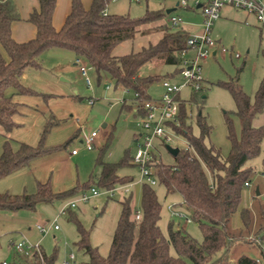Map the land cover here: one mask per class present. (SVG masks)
<instances>
[{"label": "rangeland", "instance_id": "1", "mask_svg": "<svg viewBox=\"0 0 264 264\" xmlns=\"http://www.w3.org/2000/svg\"><path fill=\"white\" fill-rule=\"evenodd\" d=\"M181 0H111L108 10L113 14L144 16L149 10H162L164 16L155 23H166L172 29L171 15L181 16V27H190L199 32L204 28L203 16L199 10H186L177 7ZM193 6L195 0H188ZM264 3V0H262ZM174 9L168 13V9ZM233 8V7H231ZM224 7L221 17L214 22L212 38L220 39L221 46L227 51H221L218 56L210 55L201 60L202 85L204 88L195 94L192 84H185L186 79L181 73L184 63L167 64L160 59H153L140 67L143 76L159 75L172 84H185L176 96L187 103V123L192 126L193 133L199 135L197 125L196 103L193 97L201 102V110L212 125L207 143H212L226 157L231 149L226 124V112L237 110V103L230 90L223 82L235 81L255 100L256 91L264 77V26L247 18V13L241 9ZM153 22V23H154ZM152 24V23H151ZM155 30L145 29L138 33L135 39L124 42L115 48L119 54L137 51L153 43L158 37ZM222 50V49H221ZM52 51L46 52L47 57L53 56ZM239 56H236V54ZM197 51L190 48L186 58H196ZM87 64L82 60L79 65ZM43 69L32 68V76L26 86L37 93L21 94L15 97L20 103L21 112L15 116L18 123L11 131L0 126V155L4 142L10 140L14 149L20 143L37 146L50 122L45 135V144L55 149L42 157L34 159L29 166L8 176L0 178V192L12 194L34 193L40 183L49 182L55 192L78 191L58 198L50 203H41L36 209L0 210V264H15L18 260L14 244L25 240L28 245L39 247L49 255H56L54 264H82L90 260L85 245L81 244L82 230L88 234L89 244L96 248L100 255L108 256L111 244L122 211L121 202L129 198L135 211L142 213V189L146 181L142 179L141 167L134 162L137 151L135 134L139 136L147 132L142 126L141 115L135 114L123 106L133 104V93L117 85L108 72H102V78L97 79L93 69L88 73L91 85L87 84L86 76L78 65H70L60 78V71L51 65L50 60L42 63ZM68 68V67H67ZM63 77L67 81H62ZM165 80V79H164ZM163 80L153 82L149 87L152 99H160L165 92ZM107 85H110L107 88ZM92 100V101H91ZM234 126L238 136L241 134L242 123L237 115H233ZM165 132L171 136L154 139L155 153L164 163H175L167 145L185 149L188 147L183 135L174 129V121L163 122ZM105 125V126H104ZM255 126L264 125V111L254 119ZM96 131V144L88 149L83 142L84 137ZM109 135H112L108 142ZM73 149L77 154H72ZM104 150L103 158L108 162H120L125 156L130 161L118 168V175L130 177L127 183H115L108 188L100 182L102 167L97 159ZM264 140L261 153L249 159L246 166L251 167L250 185L243 191L239 210L232 216L228 230L235 240L229 250V262H236L242 255L257 259L264 264ZM154 169V167H153ZM89 185H91L89 187ZM96 188L101 194L91 196L88 200L81 199L84 192L92 193ZM87 187L86 191L80 189ZM92 187V188H91ZM161 203V219L159 222L162 233L169 237L172 227H178L191 237L202 241L203 231L199 224L190 219V211L183 203L181 194L168 193L166 186L157 181L152 185ZM260 195H255L256 188ZM112 190V191H110ZM76 202L75 207L69 206ZM250 211V223L245 225L241 210ZM133 219V215L131 216ZM47 228L41 232L38 226ZM55 225L58 226L55 229ZM171 253L177 255L174 247ZM224 249L212 257V261L220 257ZM73 255V257H72ZM228 261V260H227ZM222 264H229V262Z\"/></svg>", "mask_w": 264, "mask_h": 264}, {"label": "trees", "instance_id": "2", "mask_svg": "<svg viewBox=\"0 0 264 264\" xmlns=\"http://www.w3.org/2000/svg\"><path fill=\"white\" fill-rule=\"evenodd\" d=\"M56 1L39 0V7L30 15V21L37 27V35L26 42H18L12 35L13 22L21 18L18 6L15 0H0V126L6 131L18 126L15 116L21 112V105L15 97L37 93L23 83V74L29 68L41 67L42 55L49 49L58 47L74 52L96 71L99 81L102 72H108L117 85L133 93L135 105L123 106L133 112L136 106L140 108L145 101L152 99L148 92L150 85L166 79H161L159 75L143 76L140 67L153 59L171 65L182 63V50L187 46L190 33L182 27L172 29L167 24L161 25L164 34L158 42L125 55L113 54L116 45L135 38L143 25L161 19L164 16L162 10H149L144 16L132 17L108 13L106 10L111 0H93L89 8L83 5L82 0H73L72 11L58 30L53 24ZM222 84L230 90L237 103L236 111L226 112L228 138L231 142L229 154L223 157L219 148L207 143L212 125L201 110V102L193 97L191 102L196 103L199 109V135H195L192 126L187 123V103L180 101L179 124L173 126L186 139L188 147L179 150L173 164L164 163L157 154L152 162L157 180L166 186L168 193L181 194L183 203L190 211V219L197 222L203 231V240H196L178 227L171 228L169 237L162 233L159 225L161 203L152 184L146 182L142 189L140 220L131 218V199L126 198L121 202L122 211L108 256L100 255L89 244L86 230L81 229V244L85 245L90 255V260L82 264H222L230 261L229 250L235 239L230 236L228 225L239 210L246 182H249L252 168L247 167L246 163L261 153L264 140V125H254V119L264 111V77L254 101L238 82ZM203 88L202 85L200 90ZM197 92L194 91L195 94ZM144 113L140 109L135 114ZM233 115L241 120L240 136L236 133ZM51 123L37 146L20 143L14 149L10 140L4 142L0 155V178L29 166L34 159L55 149L45 144V135ZM111 137L109 135L108 142ZM104 150L97 159L102 167L99 177L101 184L113 188L115 183L131 181L130 177H121L117 173L118 168L127 164L131 158L125 156L120 162H108L103 158ZM78 190L76 187L55 192L50 183L46 182L40 183L34 193L0 192V210L36 209L41 203L53 202ZM241 217L243 223L249 225L251 217L247 208L241 210ZM172 247L177 255L171 253ZM222 249L224 253L212 261L214 254ZM55 257L43 249L32 255L17 252L18 260L15 264H54ZM229 264L261 263L242 255L236 262Z\"/></svg>", "mask_w": 264, "mask_h": 264}, {"label": "built area", "instance_id": "3", "mask_svg": "<svg viewBox=\"0 0 264 264\" xmlns=\"http://www.w3.org/2000/svg\"><path fill=\"white\" fill-rule=\"evenodd\" d=\"M201 10L204 28L199 32H192L187 38V46L182 50V63L185 67L181 70L182 75L186 79L185 84H192L195 90H199L202 86L203 76H202V64L201 60L212 55L213 50L218 45V41L212 38L213 24L221 17V12L224 7H233L235 9H241L247 13L253 14L258 22L264 26V3L262 0H195L193 7H198ZM188 0H181L177 7H190ZM171 24L177 28H181V23L183 18L177 15H171ZM190 48L197 51V56L194 59H187L186 54ZM222 51H227V49L222 46ZM236 56H239L237 53ZM92 67L88 64L80 65V70L84 76H86L87 84L91 85V80L88 77L89 71ZM165 88V92L162 94L160 99H151L143 103L142 107L136 106L134 112L138 113L140 109H143L145 113L141 115L142 126L147 132H142L139 136H136L137 151L134 156V162L141 167L142 179L147 183L152 185L157 183V178L152 166V162L155 159V145L154 139L157 137L164 136L168 140L171 139L165 132L163 127V122L174 121L179 124V109L180 102L176 97L181 88L185 84H172L167 79L162 81ZM110 85H107L109 88ZM92 101V100H91ZM98 133L96 131L92 132L90 135L84 137L83 142L88 149H92L96 144V136ZM77 150H73V154H76ZM250 182H246V186H249ZM112 191V190H110ZM101 194L96 188H92V193L89 194L84 192L81 195V199L88 200L91 196ZM76 202H71L69 206H65L62 212L67 210V207H75ZM133 219L140 220L142 218V213L135 211ZM58 226L55 225V229ZM38 229L41 232H47V228L39 225ZM14 248L18 253L25 255H32L34 252H40L39 247H33L28 245L25 240L19 241L14 244ZM73 257V255H72Z\"/></svg>", "mask_w": 264, "mask_h": 264}, {"label": "crops", "instance_id": "4", "mask_svg": "<svg viewBox=\"0 0 264 264\" xmlns=\"http://www.w3.org/2000/svg\"><path fill=\"white\" fill-rule=\"evenodd\" d=\"M15 2L17 4V6H18L21 18L19 20L13 22V24H12V35H13V37H14V39L16 41H18V42H26V41H28L30 39L35 38L36 35H37V27H36V25L34 23H32L30 21V15L36 8L39 7V0H15ZM82 2H83V5L86 8H89L92 5L93 0H82ZM72 4H73V0H57L56 1V9H55V12H54V15H53V24L56 27V29H58V30L61 29L63 27V25L65 24L68 15L72 11ZM182 8H184L186 10H188V9L189 10H193V11L199 10L200 13H201V10L199 9V7L190 6V7H187V8H185V7H182ZM229 8H231V7H229ZM231 9H233V8H231ZM173 10L174 9L171 8V9H168L167 12L170 13ZM106 11L108 13H112V12H110L108 10V7H107ZM250 17H251V20H253L254 22L255 21L258 22V20L256 19V17L253 14L247 13V18H250ZM163 24H166V23L165 22L164 23H158V22L157 23H155V22L153 23L152 22V24L149 23V24L143 25L141 27V31H145V29L155 30L154 33H157L158 37L155 39V41L153 43H156V42L159 41V39L164 34V31L160 28L161 25H163ZM182 28L186 29L189 33H192L194 30H196V29H191L190 27H185V26L182 27ZM140 32H138V33H140ZM135 38H133V39H135ZM133 39H130V40H133ZM130 40H127V41H130ZM127 41H124V42H127ZM217 41H218V45L216 46V48L212 52L213 56H218L219 53L222 51L221 50V47H222L221 46V40L217 39ZM124 42H122V43H120V44H118V45H116L114 47V49H113V54L114 55H125V54L129 53L128 52V53L119 54V53L115 52V48L118 47L119 45L123 44ZM144 47H146V46H144ZM141 49H139V50H141ZM48 51H52L50 53H54V54H53V56L47 57V59H46V55L45 54ZM48 51H46L42 55V63L43 62L45 63L46 60L47 61L50 60L51 65L54 66L55 68H57L60 71V73L57 75L58 78H60V76L63 75V74L66 75V73H64V71L66 69L72 70V67L70 65H73V64L74 65H78L79 69H80V65L79 64L81 63L82 60H84V59L78 58L75 55L74 52L69 51L67 49L55 47V48L49 49ZM84 64H86V63H84ZM39 68H41V70H42L43 66H41ZM31 69L32 68L27 69L25 71V73L23 74L22 80H23L24 84H28L27 80H29L30 76H32ZM92 70L93 69H91L90 71H92ZM62 81H67V79H65L63 77ZM134 136H135V141H136V138H137L136 134ZM73 150H75V149H73ZM72 154H73V151H72Z\"/></svg>", "mask_w": 264, "mask_h": 264}, {"label": "water", "instance_id": "5", "mask_svg": "<svg viewBox=\"0 0 264 264\" xmlns=\"http://www.w3.org/2000/svg\"><path fill=\"white\" fill-rule=\"evenodd\" d=\"M198 7H200V4L198 5ZM166 147H167L168 151H169L171 154H173L174 156L177 155L178 152H179V150H180L179 148H177V147H172L171 145H167ZM256 194H257V196L260 195V190H259L258 187L256 188Z\"/></svg>", "mask_w": 264, "mask_h": 264}]
</instances>
